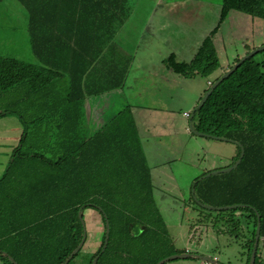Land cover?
Listing matches in <instances>:
<instances>
[{"label": "crops", "instance_id": "1", "mask_svg": "<svg viewBox=\"0 0 264 264\" xmlns=\"http://www.w3.org/2000/svg\"><path fill=\"white\" fill-rule=\"evenodd\" d=\"M188 1L192 0H0V57L31 65L41 75L33 82L24 79L0 87V177L17 146L23 155L40 154L53 161L73 156L78 167L88 170L100 167L102 158H115L117 143L130 148L135 143L147 168V147L156 155L178 150L176 138L183 133L198 143L204 136L191 131L194 116L182 111L189 118L187 127L175 119L181 115V81L187 78L166 67L164 60L172 55L189 62L211 34L219 67L194 94L196 102L208 81L230 67L222 66L218 48L223 52L230 47L225 38L233 28L231 10L219 21L221 0H194L203 13L216 15V23L201 27L202 35L189 45L181 44L186 52L173 41L160 42L161 28L179 24L165 15L178 14V7ZM145 37L148 42L141 47ZM240 42L242 49L230 52L231 64L247 52ZM188 155L201 158L197 152ZM82 215L86 239L81 249L94 234L90 250L82 249L83 255L93 254L101 243L102 218L91 208ZM217 263L222 264L219 259Z\"/></svg>", "mask_w": 264, "mask_h": 264}, {"label": "trees", "instance_id": "2", "mask_svg": "<svg viewBox=\"0 0 264 264\" xmlns=\"http://www.w3.org/2000/svg\"><path fill=\"white\" fill-rule=\"evenodd\" d=\"M221 2L219 21L232 9L264 19V0ZM164 64L184 78H207L219 67L211 34L203 39L189 62L177 61L170 55L165 58ZM35 70L31 65L0 57V87L4 89L24 79L31 82L38 77L41 79L40 73ZM191 115L196 120L194 130L209 138L221 137L235 143V162L241 148L244 149L236 168L243 169L247 174L243 190L252 203L234 204L226 220L235 221L240 230L235 213L240 210L250 213L253 218V236L248 241L251 252L258 215L259 241L264 246V59L256 61L255 55L245 59L217 84ZM199 178L194 180L196 185ZM116 201L117 215L122 216V220L115 226L121 223V231H130L132 224L144 225L143 230L145 227L151 229L149 226L155 219L160 220L148 168L135 143L131 148L117 143L115 158L109 161L102 158L100 167L88 170L78 167L73 156L53 161L40 154L23 155L20 146H17L0 177V261L3 264H68L81 250L69 258L84 234L78 214L91 208L101 215L104 230L96 252L88 254L91 256L89 264L93 262L92 258L94 263L111 264L106 252L113 228L109 218L111 212L107 210L114 209ZM198 201L201 200L197 198L194 204ZM147 204L153 207L149 217H145ZM133 206L135 212H131ZM141 213L143 216L136 223L128 218ZM205 219L207 221L206 216ZM107 226L108 239L104 245ZM234 227L233 224L229 230ZM173 254H179V251L173 248L169 256ZM161 258H154L152 264ZM257 262L256 256L254 264Z\"/></svg>", "mask_w": 264, "mask_h": 264}, {"label": "rangeland", "instance_id": "3", "mask_svg": "<svg viewBox=\"0 0 264 264\" xmlns=\"http://www.w3.org/2000/svg\"><path fill=\"white\" fill-rule=\"evenodd\" d=\"M204 1L206 0H202V2ZM194 2V0L188 1L187 6L178 7L179 13L176 15H165L170 19V22H179V24L171 22L161 28L158 32L160 42L163 39H166V43L173 41L174 47L178 46L181 52H186L184 50L186 47H181V44L189 45L200 38L201 27H212L216 23V15L203 13L202 7L199 4L193 5ZM186 7L191 11L186 10ZM229 16V24L233 29L231 35H227L225 40L230 44V47H227L223 51L224 53L218 48L223 67L228 65L231 67L234 64H231L230 52L242 49L240 41L247 45V52L264 45L263 18L234 9L231 10ZM214 40L217 43L216 37ZM147 42L148 39L145 37L140 43L141 47ZM263 59L264 49L255 54L256 61ZM196 77L195 80L190 78L183 80L181 77L180 114L184 110L192 114L203 96L194 102L193 97L198 88L206 87L205 78ZM175 119H178L185 127L189 125V118L182 114ZM192 126L194 127V124ZM187 137L188 135L183 133L181 137L176 138L180 140L179 149L172 150L173 152H161L156 155L153 154L151 147L146 148L149 156L150 181L154 186L152 194L156 211L160 216V220L156 218L152 226H149L152 227L151 229L145 227L143 230L144 225L132 224L130 231H121L119 230L121 223L115 226L119 220H122V216L117 215V201L113 204L114 209L107 210L109 213L111 212L109 218L113 228L106 252L111 264H119V261H121L120 264H152L154 258L168 257L173 248L178 250L179 254H186V257L173 258L163 264H200L203 256H216L222 264H248L251 253L248 241L253 236V218L250 213L245 210L235 213L234 217H238L240 223L239 230L235 221L232 223L226 220L231 209L211 210L198 205L197 202V205L194 204L197 198L203 205L211 207L252 203L243 190V184L247 179V174L243 169L235 167L206 176L207 171L222 170L233 166L237 154L233 157V151L237 147L233 142L209 137H198V143L195 144ZM23 149L25 151L27 147ZM195 152L201 158L190 159L188 154L193 155ZM209 155L213 156L210 163L206 160ZM176 156L178 158H174ZM203 173L206 174L203 175ZM199 176L200 181L196 185L194 180ZM185 204H189L190 207H184ZM135 210L136 208L133 206L131 212H135ZM147 211L145 217H149V214L153 213L152 205L147 204ZM142 216L141 213L136 216H128V218H132V222L136 223ZM205 216L207 221H205ZM233 224L235 227L237 226V229L234 227L230 231ZM196 227H198L197 231ZM93 237L94 234H89L88 241H86L87 246L85 244L82 249L90 250L88 244ZM185 248H188L190 252H185ZM82 249L74 258L70 259L68 264L90 263L91 256L83 255ZM256 256L258 260L256 264H264V246L261 241H259ZM92 261L91 264H98L94 263L93 258ZM0 264L3 263L0 261Z\"/></svg>", "mask_w": 264, "mask_h": 264}, {"label": "water", "instance_id": "4", "mask_svg": "<svg viewBox=\"0 0 264 264\" xmlns=\"http://www.w3.org/2000/svg\"><path fill=\"white\" fill-rule=\"evenodd\" d=\"M264 49V45L259 47V48H256L254 50H251V51H248L247 53H245L243 56H241L239 58V60L237 62H235L230 68H228L218 79H216L213 84L208 88V90L204 93V95L202 96V98L200 99L199 103H198V106L202 105L204 103V101L206 100V98L208 97V95L211 93V91L217 86V84L222 81L224 78L228 77L245 59L255 55L256 53H258L259 51L263 50ZM194 111V110H193ZM190 129L191 131L198 135V136H204V137H207L208 135L206 134H203V133H200L196 130H194V128L190 125ZM216 139H219V140H224L223 138L221 137H214ZM244 154V149L241 148V151H240V156L239 158L237 159V161L233 164V166L229 167V168H226V169H222V170H213L209 173L206 174L207 175H211V174H214L218 171L220 172H224V171H227V170H230L232 168H235L237 166V164L241 161V158ZM198 204L201 205L202 207L206 208V209H211V210H225V209H231L233 208L235 205H228V206H222V207H211V206H205L203 205L201 202L198 201ZM79 218L84 226V220H83V215L82 213L79 212ZM108 221L106 220V223ZM259 231H260V221H259V216L257 215V223H256V228H255V236H254V243H253V247H252V250H251V253H250V257H249V262L248 264H254L255 262V258H256V254H257V247H258V244H259V240H260V237H259ZM108 226L106 227V230H105V238H104V245H106L107 243V239H108ZM85 237H86V234H85V230H84V234H83V237L81 239V242L79 243V245L74 249V251L69 255V258H71L82 246V244L84 243V240H85ZM3 255H5V253H3ZM178 257H186V254H173V255H170L166 258H163L161 259L160 261H158L156 264H163L165 261H168L170 259H173V258H178ZM202 259H207V260H210V257H202ZM215 264H219V263H215Z\"/></svg>", "mask_w": 264, "mask_h": 264}, {"label": "built area", "instance_id": "5", "mask_svg": "<svg viewBox=\"0 0 264 264\" xmlns=\"http://www.w3.org/2000/svg\"><path fill=\"white\" fill-rule=\"evenodd\" d=\"M211 85V81H208V86ZM184 115L186 117H189L190 114L188 112H185ZM186 252H188V250H186ZM218 258L216 256L210 257V260L207 259H201V263L200 264H215L217 262Z\"/></svg>", "mask_w": 264, "mask_h": 264}, {"label": "flooded vegetation", "instance_id": "6", "mask_svg": "<svg viewBox=\"0 0 264 264\" xmlns=\"http://www.w3.org/2000/svg\"><path fill=\"white\" fill-rule=\"evenodd\" d=\"M86 239V238H85ZM96 250H97V248H96ZM96 250L94 251V253L96 252Z\"/></svg>", "mask_w": 264, "mask_h": 264}]
</instances>
